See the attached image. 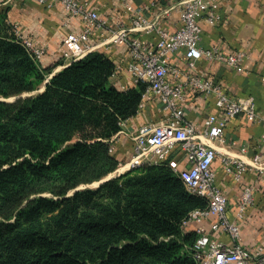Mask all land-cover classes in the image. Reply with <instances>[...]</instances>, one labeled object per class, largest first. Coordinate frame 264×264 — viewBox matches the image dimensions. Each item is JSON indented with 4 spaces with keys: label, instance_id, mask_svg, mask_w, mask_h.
I'll return each mask as SVG.
<instances>
[{
    "label": "trees",
    "instance_id": "1",
    "mask_svg": "<svg viewBox=\"0 0 264 264\" xmlns=\"http://www.w3.org/2000/svg\"><path fill=\"white\" fill-rule=\"evenodd\" d=\"M59 64L35 61L0 11V264H197L183 221L208 204L167 164L75 191L118 169L111 140L147 84L119 90L101 52Z\"/></svg>",
    "mask_w": 264,
    "mask_h": 264
},
{
    "label": "built area",
    "instance_id": "2",
    "mask_svg": "<svg viewBox=\"0 0 264 264\" xmlns=\"http://www.w3.org/2000/svg\"><path fill=\"white\" fill-rule=\"evenodd\" d=\"M13 1H0L6 5ZM39 3H60L69 17L80 18L83 30L80 34H69L64 44L72 62L80 60L92 51L90 37L96 30H106V21L84 0H35ZM123 1L131 14V24L121 26L111 32L109 41L126 45L130 52L127 71L138 84L143 82L147 87L142 95L140 109L150 96H155L161 103L167 118L156 123H148L137 131L125 132L123 129L111 140L110 152L115 150V142L119 135L128 134L133 142L127 170L142 166L167 164L185 185L187 191L207 201V208L191 212L183 221V228L189 223L201 224L204 219L214 215L215 232L228 234L232 245L214 239L202 228L196 229L197 239L193 245V255L197 264H264V246L250 251L240 244L241 231L239 225L228 216V199L216 184L213 163L217 156L216 142H224L227 123L244 115L252 123L260 120L255 100L252 97L235 99L226 94L223 87L215 80L202 78L195 74L198 61H221L232 70L247 72L245 63L248 55L245 51L223 54L216 47L204 49L199 46L202 27L201 18L209 24L220 23L218 0H180L178 28L169 32L160 27L161 15L170 10L158 3H151L152 9L159 14L151 19L144 6H134ZM13 30L17 39L30 53L35 61L40 62L46 53L45 48L36 47L32 40L19 33L16 26ZM156 33L158 42L155 47L144 43L139 35ZM183 52L186 72L172 67L168 57ZM186 89L196 90L205 99L214 98L220 115H209L201 125L186 120L184 106ZM126 121L121 123L125 127ZM264 150V138L258 146ZM179 152L185 163L172 158ZM226 170L233 173L237 180L249 169L264 170V154L256 153L250 164L240 159H224ZM235 167V170L233 169ZM253 203V188H244L238 205V217L242 218L247 207Z\"/></svg>",
    "mask_w": 264,
    "mask_h": 264
},
{
    "label": "crops",
    "instance_id": "3",
    "mask_svg": "<svg viewBox=\"0 0 264 264\" xmlns=\"http://www.w3.org/2000/svg\"><path fill=\"white\" fill-rule=\"evenodd\" d=\"M6 1V0H0ZM106 21V30H96L90 37L89 45L92 52H101L115 65L116 71L111 83L119 90L137 87V83L127 71L130 62V52L126 45H119L109 41L111 32L121 26L131 24V14L123 1L120 0H84ZM134 6H144L149 18H155L159 12L152 9L151 3H158L170 11L160 17V27L174 32L179 22L180 0H127ZM220 23L209 24L205 18L199 23L202 34L199 46L204 49L216 47L223 54L245 51L248 59L245 63L247 72L239 73L229 68L221 61H198L195 74L199 77L211 78L218 82L225 93L231 97L255 100L260 120L252 123L244 115L230 120L225 128L224 142H216L217 156L213 163L216 174V184L228 199V216L236 222L241 231L240 244L255 251L264 246V170L247 169L237 180L233 173H228L224 159H240L250 164L253 156L264 150L258 148L264 138V0H218ZM0 11L6 12L9 22L16 26L19 33L30 38L36 47L46 49L40 61L44 67H51L60 63L54 74L72 63L69 52L64 44L69 34H80L83 21L76 17H69L60 3H39L35 0L13 1L0 5ZM142 41L151 47L158 42L156 33L139 35ZM172 67L186 72L183 52L180 51L168 57ZM185 118L196 125H201L211 114L220 115L214 98L205 99L194 89H186ZM168 114L155 96H150L138 114L127 120L125 132L139 130L148 123H156L166 119ZM133 142L128 134L117 137L115 142V156L122 163L128 162ZM172 158L185 163L179 152ZM120 164V165H121ZM235 170V167H233ZM253 188V203L249 205L242 218L238 217V205L244 188ZM216 221L214 215L204 219L201 224L192 222V231L202 228L212 238L222 243L232 245L230 236L224 232L213 230Z\"/></svg>",
    "mask_w": 264,
    "mask_h": 264
},
{
    "label": "rangeland",
    "instance_id": "4",
    "mask_svg": "<svg viewBox=\"0 0 264 264\" xmlns=\"http://www.w3.org/2000/svg\"><path fill=\"white\" fill-rule=\"evenodd\" d=\"M39 91H40V90H39ZM39 91L34 92V93H32V94H26V95H24V96H28V95H30V96H31V95H37V94L40 93ZM126 164H127V162L122 163V164L118 167V169H117L113 174H111V175H109L107 178H105L106 181H108V180H110V179H113V178H116V177H119V176L125 174L126 172H128L129 170H127V169H125L123 172H120V171H119L122 167H126V166H125ZM109 177H110V179H109ZM103 180H104V179H103ZM106 181H105V182H106ZM105 182H104V183H105ZM102 184H103V183H102ZM100 185H101V184H98V182H97V183H94V184L89 185V186H82L81 189H85V188H89V189H97V188L100 187ZM81 189H79V190H81ZM72 194H73V192H72L70 195H72Z\"/></svg>",
    "mask_w": 264,
    "mask_h": 264
},
{
    "label": "water",
    "instance_id": "5",
    "mask_svg": "<svg viewBox=\"0 0 264 264\" xmlns=\"http://www.w3.org/2000/svg\"><path fill=\"white\" fill-rule=\"evenodd\" d=\"M44 89H45V86H44L39 92H40V93L43 92ZM28 96H30V95H28ZM23 97H26V96L21 95V96H18V97H14V98L8 99L7 101H12V102H13V101L17 100L18 98H23ZM109 179H110V177H109ZM105 181H106V179L101 180L100 182H98V184H102V183H104ZM79 189H81V187H79V188L76 189L75 191H77V190H79Z\"/></svg>",
    "mask_w": 264,
    "mask_h": 264
},
{
    "label": "bare ground",
    "instance_id": "6",
    "mask_svg": "<svg viewBox=\"0 0 264 264\" xmlns=\"http://www.w3.org/2000/svg\"><path fill=\"white\" fill-rule=\"evenodd\" d=\"M127 167H122L119 171L123 172Z\"/></svg>",
    "mask_w": 264,
    "mask_h": 264
}]
</instances>
